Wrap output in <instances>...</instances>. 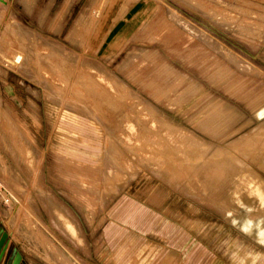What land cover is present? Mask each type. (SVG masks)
I'll use <instances>...</instances> for the list:
<instances>
[{
    "label": "rangeland",
    "instance_id": "obj_1",
    "mask_svg": "<svg viewBox=\"0 0 264 264\" xmlns=\"http://www.w3.org/2000/svg\"><path fill=\"white\" fill-rule=\"evenodd\" d=\"M4 3L0 264H264V0Z\"/></svg>",
    "mask_w": 264,
    "mask_h": 264
},
{
    "label": "water",
    "instance_id": "obj_2",
    "mask_svg": "<svg viewBox=\"0 0 264 264\" xmlns=\"http://www.w3.org/2000/svg\"><path fill=\"white\" fill-rule=\"evenodd\" d=\"M0 237H1L0 238V260H1V257L4 254V251L6 250V248L2 249V246H1V244L4 242V240L6 238V232H4L2 229H0ZM21 261H22V255L20 252H18L15 249V253H14L13 260H12L11 264H20Z\"/></svg>",
    "mask_w": 264,
    "mask_h": 264
},
{
    "label": "clouds",
    "instance_id": "obj_3",
    "mask_svg": "<svg viewBox=\"0 0 264 264\" xmlns=\"http://www.w3.org/2000/svg\"><path fill=\"white\" fill-rule=\"evenodd\" d=\"M244 231L247 233L248 229H244ZM259 238H258V242L264 246V231L259 232ZM255 259H259V255L256 256ZM255 259L253 260V264H255ZM240 264H244L243 260L240 262Z\"/></svg>",
    "mask_w": 264,
    "mask_h": 264
},
{
    "label": "crops",
    "instance_id": "obj_4",
    "mask_svg": "<svg viewBox=\"0 0 264 264\" xmlns=\"http://www.w3.org/2000/svg\"><path fill=\"white\" fill-rule=\"evenodd\" d=\"M3 1L5 2L4 3L5 6H7V7H9V6L11 7L12 6L13 7V0H10V1L9 0H3ZM1 225L5 226L4 223H3L2 217H0V228L2 227Z\"/></svg>",
    "mask_w": 264,
    "mask_h": 264
},
{
    "label": "built area",
    "instance_id": "obj_5",
    "mask_svg": "<svg viewBox=\"0 0 264 264\" xmlns=\"http://www.w3.org/2000/svg\"><path fill=\"white\" fill-rule=\"evenodd\" d=\"M4 192H5V187H4V185L2 184V182L0 180V203L2 201V195H3Z\"/></svg>",
    "mask_w": 264,
    "mask_h": 264
},
{
    "label": "bare ground",
    "instance_id": "obj_6",
    "mask_svg": "<svg viewBox=\"0 0 264 264\" xmlns=\"http://www.w3.org/2000/svg\"><path fill=\"white\" fill-rule=\"evenodd\" d=\"M19 57V56H18Z\"/></svg>",
    "mask_w": 264,
    "mask_h": 264
}]
</instances>
